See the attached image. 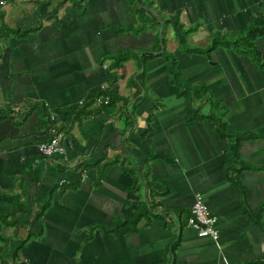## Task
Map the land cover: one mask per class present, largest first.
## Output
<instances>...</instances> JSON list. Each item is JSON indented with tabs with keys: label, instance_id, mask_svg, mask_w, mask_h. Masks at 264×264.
Returning a JSON list of instances; mask_svg holds the SVG:
<instances>
[{
	"label": "crops",
	"instance_id": "1",
	"mask_svg": "<svg viewBox=\"0 0 264 264\" xmlns=\"http://www.w3.org/2000/svg\"><path fill=\"white\" fill-rule=\"evenodd\" d=\"M152 1L200 49L264 12V0ZM137 24L129 0H0V212L25 210L19 225L0 221V264H264L252 218L264 210V68L225 44L183 52L169 23L119 31ZM162 37L182 80L208 85L229 129L249 135L245 203L226 176L227 140L189 122L164 57L111 67L120 53H157ZM256 46L264 54V37ZM110 88L121 98L105 108L95 93ZM53 127L64 158L39 151ZM196 195L218 219V244L188 225Z\"/></svg>",
	"mask_w": 264,
	"mask_h": 264
},
{
	"label": "trees",
	"instance_id": "2",
	"mask_svg": "<svg viewBox=\"0 0 264 264\" xmlns=\"http://www.w3.org/2000/svg\"><path fill=\"white\" fill-rule=\"evenodd\" d=\"M129 1L134 13L138 17V24L135 27L119 28V31H135L136 33H143L144 31H147L151 28L160 29L162 22L164 23V27H166V25L169 23L172 24L175 29L176 38L178 40L180 49L183 52L196 55L206 53L211 54L220 45L225 44L227 48H232L240 54L247 55L255 63L260 65V67L264 68V54H261L256 46L257 41L264 37V12L258 17L252 19V21L245 27L242 35L236 38H229L228 36L219 33L213 37L212 42L207 49H200L189 46L186 37L195 30L190 29L186 31L179 20V15H175L172 19L164 20L159 18L160 16L157 13L155 14L154 4L152 0ZM3 27L4 30H8V28H6L4 25ZM162 39L163 45H161V38L156 42L155 47L157 53H154L153 50L144 51L135 55L120 53L117 56L111 58V67L113 69H121L123 68V65L128 62V60H130L132 57H135L138 59L139 67L142 69L148 60H152L159 56L164 57V59L168 63V71L170 74L171 84L178 89V96L184 98L185 100L186 112L189 118V122L193 120L206 119L214 125L215 131L220 136V138L227 140L228 148L226 152L227 156L230 159V163L226 167V176L238 189L245 203L247 188L243 184V174L246 166L244 165V162L241 158V148L242 143L246 139L250 138L249 135L246 133L234 132L229 129L226 120L227 108L221 103V101L212 96L208 85H191L182 80L180 70H178L177 68L178 61L176 56L167 51H165L163 54L161 53L163 46L165 47L164 38L162 37ZM138 77V79H142L143 74ZM95 94L96 99L99 97L103 98L101 104L105 108L111 107L121 98L117 95V93L112 91L111 88L106 90H99ZM106 97L110 98V102L108 104H105L104 98ZM197 103H199L200 105L196 106ZM207 107H209L210 110L208 114H205L202 111ZM8 199L9 198L2 197L0 195V200ZM16 208L13 211L12 215L3 211L0 212V221L5 224V227H11L20 224L22 214L25 212V210L22 204L19 205L18 209ZM147 210L145 213L140 214L141 218L148 214L149 210ZM263 211L264 210L262 205L260 209L252 213V218L256 222V224L259 225L264 231V223L262 222ZM191 217L192 212H190L189 219ZM0 240H4L5 242L7 241V239H5L3 236H0Z\"/></svg>",
	"mask_w": 264,
	"mask_h": 264
},
{
	"label": "built area",
	"instance_id": "3",
	"mask_svg": "<svg viewBox=\"0 0 264 264\" xmlns=\"http://www.w3.org/2000/svg\"><path fill=\"white\" fill-rule=\"evenodd\" d=\"M4 4V2H1ZM101 103V100L99 101ZM110 102V98H105V104ZM39 151L47 159L66 157L67 148L63 143L58 127L51 129V137L48 141L40 144ZM192 217L188 225L196 230L200 238H210L216 244L219 242V233L216 230L217 217L212 215L201 195H196L191 207Z\"/></svg>",
	"mask_w": 264,
	"mask_h": 264
},
{
	"label": "rangeland",
	"instance_id": "4",
	"mask_svg": "<svg viewBox=\"0 0 264 264\" xmlns=\"http://www.w3.org/2000/svg\"><path fill=\"white\" fill-rule=\"evenodd\" d=\"M165 31H167V28L165 29ZM172 34H173V36H176L175 34H176V32H175V30L173 29L172 30V32H171Z\"/></svg>",
	"mask_w": 264,
	"mask_h": 264
},
{
	"label": "water",
	"instance_id": "5",
	"mask_svg": "<svg viewBox=\"0 0 264 264\" xmlns=\"http://www.w3.org/2000/svg\"><path fill=\"white\" fill-rule=\"evenodd\" d=\"M163 52L165 51V49L163 48V50H162Z\"/></svg>",
	"mask_w": 264,
	"mask_h": 264
}]
</instances>
